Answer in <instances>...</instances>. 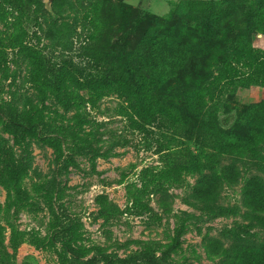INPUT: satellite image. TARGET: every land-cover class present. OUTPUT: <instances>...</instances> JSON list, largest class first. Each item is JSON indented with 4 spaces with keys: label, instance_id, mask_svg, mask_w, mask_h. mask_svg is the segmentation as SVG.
Instances as JSON below:
<instances>
[{
    "label": "rangeland",
    "instance_id": "374dc122",
    "mask_svg": "<svg viewBox=\"0 0 264 264\" xmlns=\"http://www.w3.org/2000/svg\"><path fill=\"white\" fill-rule=\"evenodd\" d=\"M0 1L16 6L18 0ZM24 1L30 13L29 19L25 11L23 17L27 42L52 69L70 73L71 78L88 77L97 68L91 48L103 50L112 62L137 53L152 32L169 37L174 46L189 42L186 68L168 79L162 97L192 120V130L172 136L165 124L150 123L122 109L124 102L117 96L106 97L95 110L88 106L80 110L52 94L44 102L29 59L19 49L8 50L13 76L0 83V110H5L0 114V205L10 212L1 216L0 239L12 256L10 264H70L69 246L82 261L105 264V256L127 258L149 244L160 264H216L207 255L206 240L236 227L240 219L214 218L189 206L185 199L198 184L197 177L184 175L182 184L150 197L153 212L142 217L132 213L130 192L141 188L145 171L170 166L167 155L178 146L198 153L205 142L224 137L248 143L259 131L254 108L261 105L264 110V86L249 75L264 62V25L258 18L264 0H53L50 7L49 0ZM99 2L106 5L100 15L95 12ZM140 11L153 23L137 28ZM98 16L105 22L101 35L93 25ZM229 64L236 69L235 77L229 74L227 81L217 84L213 103L199 118L190 115L181 98L183 87L226 77ZM67 86V93L78 92L72 80ZM11 106L33 121L43 115L34 134L23 132V142L6 114ZM19 166L18 186L26 198L3 185L4 177ZM244 180L225 188V205H242ZM250 188L249 203L264 205L258 183ZM12 225L27 237L16 252L10 247Z\"/></svg>",
    "mask_w": 264,
    "mask_h": 264
},
{
    "label": "trees",
    "instance_id": "16d2710c",
    "mask_svg": "<svg viewBox=\"0 0 264 264\" xmlns=\"http://www.w3.org/2000/svg\"><path fill=\"white\" fill-rule=\"evenodd\" d=\"M15 5L0 1V25L3 26L0 31V83L13 76L9 69L7 51L19 49L32 64L33 82L44 102L48 100V94H52L60 102L74 105L80 110L87 106L95 110L106 97L117 96L124 102L121 105L122 109L150 123L165 124L172 132V136H180L192 127V120L165 104L162 97L168 79L186 68L187 58L192 49L189 42L177 43L174 46L173 43L171 45L169 37H161L152 32L146 35L137 53L127 58L120 55V60L112 62L106 58L108 55L103 50L100 52L91 48L89 54L97 62V68H94L88 77L71 78L70 73H57L52 69L51 63L30 46L27 42V30L23 27L24 11L28 19L30 18L29 6H26L24 0H18ZM105 6L104 2H99L95 12L100 15ZM147 16L148 13L140 11L135 17V26L139 28L149 22L153 23L154 19L151 20ZM258 18L263 26L264 11ZM93 25L96 28V35H101L105 26L102 17L98 16ZM153 26L155 27V22ZM230 55L238 56L237 53ZM245 56L253 59L252 53H246ZM226 71H228L226 77L221 75L213 83L200 87L195 85L183 87L181 98L185 101L190 115L199 118L207 106L213 103L215 87L227 81L229 74L235 77L236 69L230 64ZM255 71L258 75L257 73L249 75L250 80H257L264 86V62L257 64ZM68 79L72 80L77 93H67ZM254 109L259 131L250 142L233 143L223 137L219 141L206 143L202 138L207 145L200 152L196 153L186 146H178L167 155L170 166L166 165L158 172L145 171L142 175L141 188L130 192L132 213L139 217L150 214L153 212L150 197L163 195L168 191V187L182 184L185 180L184 175L197 177L198 184L185 199L189 206L214 218L240 219L236 227L224 229L218 236L206 240L208 257L216 261V264H264V205H252L247 199L254 182L258 183L264 193V110L261 105ZM15 112L11 106L6 114L14 128L13 132L23 142L25 140L23 132L34 134L43 122V115L33 121ZM0 114H5V110L1 109ZM79 120H83V116H80ZM81 150L87 152L85 147ZM1 160L4 161V156H1ZM21 172L22 166L12 170L10 176L4 177L3 185L15 190L19 197L26 198L27 193L18 186ZM241 178H245L241 190L242 205H225L222 202L225 188H234ZM3 212L8 214L10 208L3 210L0 205V220ZM11 228L10 247L16 252L19 246L27 241V237L13 225ZM1 232L0 222V236ZM32 239H37V236L33 235ZM68 251L72 256L70 264H93L96 260L82 261L78 252L71 246L68 247ZM168 255V252L164 253L163 260H166ZM11 258L0 239V264H10ZM102 260L105 264L161 263L150 244L146 245L140 254L127 258L105 256Z\"/></svg>",
    "mask_w": 264,
    "mask_h": 264
},
{
    "label": "water",
    "instance_id": "95a60500",
    "mask_svg": "<svg viewBox=\"0 0 264 264\" xmlns=\"http://www.w3.org/2000/svg\"><path fill=\"white\" fill-rule=\"evenodd\" d=\"M52 1H53V0H49V2H48L49 6H48V7H50V6L52 5V4H51Z\"/></svg>",
    "mask_w": 264,
    "mask_h": 264
}]
</instances>
